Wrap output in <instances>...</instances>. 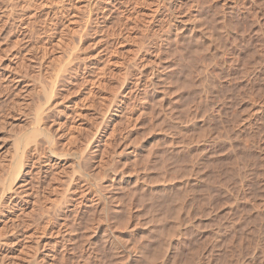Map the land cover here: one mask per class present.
<instances>
[{
	"label": "rangeland",
	"instance_id": "374dc122",
	"mask_svg": "<svg viewBox=\"0 0 264 264\" xmlns=\"http://www.w3.org/2000/svg\"><path fill=\"white\" fill-rule=\"evenodd\" d=\"M160 1L0 0V264H264V0Z\"/></svg>",
	"mask_w": 264,
	"mask_h": 264
},
{
	"label": "bare ground",
	"instance_id": "6f19581e",
	"mask_svg": "<svg viewBox=\"0 0 264 264\" xmlns=\"http://www.w3.org/2000/svg\"><path fill=\"white\" fill-rule=\"evenodd\" d=\"M160 1V0H159ZM168 1H170V0H168ZM173 1V0H172ZM161 3H162V1H160ZM123 3V2H122ZM165 2L163 1V4H164ZM169 3V2H168ZM171 3V2H170ZM169 3V4H170ZM125 4V3H124ZM160 4V3H159ZM169 4L167 5L168 7H170L169 6ZM172 4V3H171ZM126 5V4H125ZM158 5V4H157ZM161 5V4H160ZM164 5H166V4H164ZM159 6V5H158ZM157 6V7H158ZM162 8H164V7H162ZM176 8V7H175ZM160 9V8H159ZM166 9H167V7H166ZM161 10V9H160ZM169 8H168V12H169ZM157 12H159V10L157 11ZM161 13V12H160ZM165 13H167V12H165ZM173 13H171V15H172ZM160 15V14H159ZM162 15V14H161ZM163 16V15H162ZM166 16H168V15H166ZM160 17V16H159ZM158 17V14H157V17L156 18H159ZM171 16H169V18H170ZM155 18V19H156ZM168 18V17H167ZM159 19H161V18H159ZM165 19V18H164ZM166 20V19H165ZM157 21V20H156ZM160 21V20H159ZM164 21V20H163ZM155 23V22H154ZM160 24H161V21H160ZM163 26V25H162ZM153 27H155V26H153ZM157 27H159V26H157ZM225 27V26H224ZM161 28V27H160ZM165 32V31H164ZM102 36V35H101ZM144 38V37H143ZM101 40V39H100ZM98 41V40H97ZM144 42V41H143ZM154 43V42H153ZM145 44V43H144ZM144 46V45H143ZM146 46V45H145ZM155 48V47H154ZM145 49V48H144ZM148 49H149V47H148ZM148 49H145V50H148ZM153 49V48H152ZM152 49H150V50H152ZM162 49V48H161ZM140 50V49H139ZM154 50V49H153ZM152 50V51H153ZM156 50V49H155ZM152 51H150V52H152ZM147 52V51H146ZM149 52V51H148ZM156 52V51H155ZM155 52H154V54H155ZM152 54V53H151ZM150 56V55H149ZM156 57V56H155ZM185 57V56H184ZM147 58V57H146ZM185 59V58H184ZM21 64H23V63H21ZM148 65H150V64H148ZM25 66V65H24ZM19 68V67H18ZM140 69V68H139ZM150 69H152L151 70V73L149 74V73H147L146 75V79H145V82L143 81V77L141 78V74L140 75H138V76H136L137 78H136V80H135V82H134V84H136V86L134 87V89H132V87L130 88V90L128 91V93H131L132 94V96H134V98L135 97H138V96H141V94H142V90L141 89H139V86L140 85H142V82H143V85L144 84H152L153 86L154 85H156V83L158 82V81H156V72H155V68L153 69L152 67H150ZM20 72V71H19ZM58 72V71H57ZM149 72V71H148ZM37 74V73H36ZM50 74V73H49ZM144 74V73H143ZM5 75H7V74H5ZM40 75V74H39ZM60 75V74H59ZM124 75H125V73H124ZM11 76V74H9V77ZM58 76V75H57ZM6 77V76H5ZM12 77V76H11ZM45 77V76H44ZM124 77V76H123ZM145 77V76H144ZM8 78V77H7ZM16 77L14 76V77H12L11 79L13 80V79H15ZM10 79V78H9ZM17 79V78H16ZM55 80V79H54ZM48 81V80H47ZM56 81H57V79H56ZM53 82V81H52ZM41 83V82H40ZM44 84V83H43ZM48 84V83H47ZM50 84H52V83H50ZM149 84V85H150ZM8 87V86H7ZM44 87V86H43ZM141 88V87H140ZM48 89V88H47ZM50 90H52V88L50 89ZM49 90V91H50ZM56 91V90H55ZM51 92V91H50ZM17 93V92H16ZM50 95V94H49ZM48 95V96H49ZM54 95V94H53ZM126 95H128V94H125L124 96H126ZM43 96H44V93H43ZM47 96V97H48ZM130 96V95H129ZM46 97V96H45ZM44 97V98H45ZM50 97V96H49ZM132 98V97H131ZM46 99V98H45ZM126 99V98H125ZM48 101H49V99H47ZM43 101V100H42ZM59 101V100H58ZM61 101V100H60ZM120 103L122 102V101H125V100H123V98H120ZM56 102V101H55ZM40 104V103H39ZM43 104V103H42ZM41 107V106H40ZM42 108V107H41ZM40 110H42V109H40ZM37 113H38V111H37ZM171 113V112H170ZM39 114V113H38ZM40 115V114H39ZM43 115V114H42ZM130 116V115H129ZM133 115H131L130 117H132ZM35 117H37V116H35ZM39 117L40 116H38V119H39ZM36 120V119H35ZM129 120V119H128ZM36 121H38V120H36ZM40 121V120H39ZM39 121H38V123H39ZM44 123V122H43ZM34 129V128H33ZM32 132V131H31ZM34 133V132H33ZM31 134V133H30ZM47 135H48V133H47ZM51 135V134H50ZM28 136V135H27ZM32 136V135H31ZM23 138H24V136H23ZM28 139H30L29 137H27ZM43 138V137H42ZM50 138V137H49ZM32 139V140H31ZM30 140L31 141H33V139H35V138H31ZM43 140V139H42ZM25 141V139L24 140H19L18 141V143L21 145L23 142ZM29 140H27V142H28ZM35 141V142H34ZM33 141V144L30 146V148H29V151H32V153L33 152H35L36 150L38 151V149H39V146H40V143H41V141H40V143L39 142H37L36 140H34ZM37 142V143H36ZM53 142V141H52ZM105 143V142H104ZM23 145V144H22ZM97 146H99V145H97ZM28 148V147H27ZM40 149H41V147H40ZM28 151V152H29ZM21 152H23V149H22V151ZM25 153V152H24ZM26 153H27V151H26ZM156 153V152H155ZM23 154V153H22ZM28 154V153H27ZM38 154V153H37ZM20 155H21V153H20ZM19 155V158L21 159H18V160H20L19 162H18V164H17V162H16V165H17V167H16V169H15V166H14V168L12 169V171H15V172H12L13 174H11V177H10V180H11V182L8 184L9 185V187H7V188H10L11 189V184H12V182H16L17 180H19V183L21 184H19L20 186H22L21 187V190H20V195L21 196H23V197H25V200H26V204L24 203V205H28V206H26V207H29V206H31V205H34V203L36 204V203H38L39 202V199H40V196L41 195H43L44 194V190H42V188H41V185L40 184H37L36 185V188H33L34 187V185L32 184V182H31V177H33L34 175L37 177V179H38V181H37V183H41L42 181H43V178L46 176V174H45V171H44V166H42V165H40L36 170H34V175L32 174L31 176H30V179L28 178V171L29 170H27L26 168L25 169H23V164H24V162H23V157H22V155L20 156ZM25 155V154H24ZM39 155V154H38ZM44 155V154H43ZM26 156V155H25ZM30 157V156H29ZM28 161H30L29 163H31V165L30 166H32L34 163H35V160L31 157V158H28L27 159ZM38 160H39V158H38ZM25 161V160H24ZM37 161V160H36ZM27 163V162H26ZM25 166V165H24ZM52 169V168H51ZM31 173H33V170H31ZM45 179V178H44ZM69 180V179H68ZM2 181V180H1ZM112 181V180H111ZM3 182V181H2ZM100 183V182H99ZM98 185V184H97ZM134 186V185H133ZM102 187V186H101ZM81 190V189H80ZM19 191V190H18ZM17 191V192H18ZM34 191V192H33ZM69 191V190H68ZM71 191V190H70ZM80 193H81V198H82V196L84 197V195H85V191L84 190H81V191H79ZM96 192V191H95ZM104 192V191H103ZM80 193H79V195H80ZM67 194V193H66ZM66 194H64V195H62L63 196V198H66L65 200H67V198H68V196L66 195ZM34 195V196H33ZM99 195V194H98ZM100 196V195H99ZM20 197V196H19ZM73 198V197H72ZM104 200V199H103ZM68 201V200H67ZM66 201V202H67ZM76 201V200H75ZM65 202V201H64ZM63 202V203H64ZM39 203H41V202H39ZM93 203V202H92ZM5 204V203H4ZM14 204V203H13ZM15 204H17V203H15ZM69 204H70V202H69ZM38 205V204H37ZM63 205V204H62ZM12 206V205H11ZM39 206V205H38ZM25 207V208H26ZM31 207H33V206H31ZM74 207V206H73ZM34 208V207H33ZM32 208V209H33ZM59 210H58V212L57 213H59V212H62V211H64V209H63V207H60V208H58ZM38 210H40V209H38ZM43 210V209H42ZM44 210H46V209H44ZM43 210V211H44ZM55 210V209H54ZM107 210V209H106ZM34 211V210H33ZM23 212V211H22ZM89 212V211H88ZM44 213V212H43ZM42 213V214H43ZM30 214V213H29ZM28 214V215H29ZM65 214V213H64ZM62 215V214H61ZM17 216V215H16ZM19 216H20V214H19ZM44 216V215H43ZM50 216V215H49ZM13 215L10 213V212H8L7 214H3V219L4 220H6V221H10V223L11 224H14L15 225V223L13 222ZM39 217V216H38ZM27 218V217H26ZM63 218V217H62ZM24 221V220H23ZM22 221V222H23ZM18 223V222H17ZM29 223V222H28ZM78 223V222H77ZM58 224H60V226H59V228L58 229H56L55 230V233L57 234V235H60V236H62L63 235V231H64V227L66 228V226L68 225L67 223H65L64 221L63 222H59ZM16 225H18V224H16ZM45 226V225H44ZM53 226V225H52ZM1 227V226H0ZM4 227V226H3ZM47 227V226H46ZM50 227V226H49ZM26 228V227H25ZM5 229V228H4ZM24 229V228H23ZM53 229V228H52ZM8 230V229H7ZM66 230V229H65ZM51 231V230H50ZM68 231V230H67ZM52 232V231H51ZM66 232V231H65ZM64 232V233H65ZM48 234V233H47ZM51 234V233H50ZM55 234V235H56ZM22 235H25V232H23V230L20 232V234H19V236H17L14 240H12V241H9V243L12 245V244H15L18 240H20L19 238H20V236H22ZM37 235V234H36ZM1 237V236H0ZM38 238V237H37ZM63 238V237H62ZM58 239V238H57ZM36 241V240H35ZM59 241V240H58ZM3 242V241H2ZM46 244L47 243H43V241L42 242H40L39 241V243H37L36 244V246L35 247H37L36 248V251H38V250H41V253H42V256H48V254H50L49 252H44L45 254H43V249H44V247H46ZM84 247V246H83ZM33 248V247H32ZM35 252V251H34ZM9 255V254H8ZM41 255V254H40ZM5 256L7 257V251L5 252V251H3V252H1L0 253V263H2L1 261H3L4 260V258H5ZM41 256V257H42ZM29 257V256H28ZM42 258H44V257H42Z\"/></svg>",
	"mask_w": 264,
	"mask_h": 264
}]
</instances>
